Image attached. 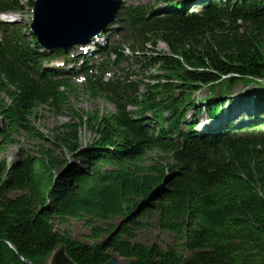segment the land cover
I'll use <instances>...</instances> for the list:
<instances>
[{
	"label": "trees",
	"instance_id": "obj_1",
	"mask_svg": "<svg viewBox=\"0 0 264 264\" xmlns=\"http://www.w3.org/2000/svg\"><path fill=\"white\" fill-rule=\"evenodd\" d=\"M153 2L117 13L142 41L139 51L159 43L168 49L150 58L159 73L143 93L127 78L92 81L89 58L68 67L73 45L43 50L30 32L0 21V264H24L8 243L32 264L58 247L74 264L114 256L131 264H264V120L236 128L230 121L246 110L212 100L233 96L238 83L257 86L246 103L264 99V0ZM20 8L0 0V13ZM99 50L118 53L111 44ZM58 61L60 68L46 65ZM76 73L114 112L74 111L73 123L49 140L32 124L35 111L62 107ZM205 88L206 99L195 100ZM225 102L228 121L198 125L194 116L223 118ZM82 124L94 133L88 143L80 141ZM10 147H17L12 160ZM153 151L173 164L145 166ZM147 215L171 245L137 240ZM72 220L88 229V242L60 228Z\"/></svg>",
	"mask_w": 264,
	"mask_h": 264
},
{
	"label": "rangeland",
	"instance_id": "obj_2",
	"mask_svg": "<svg viewBox=\"0 0 264 264\" xmlns=\"http://www.w3.org/2000/svg\"><path fill=\"white\" fill-rule=\"evenodd\" d=\"M20 5V10L16 13L8 12L5 15L11 16L14 19L15 24L22 29V31L29 32V22L31 19V6L28 2H34L35 0H15ZM125 8L135 7V6H147L152 7L154 5L153 0H121ZM124 9L118 11L121 14ZM118 14V15H119ZM115 17L114 23L109 24L107 28H104L105 36L97 39L96 37L90 38L83 41L79 45H73L72 49L75 53L73 61L69 63L68 67L78 68L79 64L83 61V56L85 58L91 59L87 64L90 67V78L94 81L97 77H101L102 82H108L110 79L119 78L120 80L127 78L131 82H140L139 92H144V84L152 85L153 81L150 76L158 74L157 65H153L150 58L156 54H167V47L159 43L156 45L155 50H151L152 45L145 44L142 51H139L140 46L143 45L140 39L134 37L133 33L126 27L124 19L121 17ZM1 17V15H0ZM111 45L115 46L118 53L110 52L108 55H100V48L109 47ZM146 61L150 64H146ZM85 65V66H87ZM70 84L72 90L67 94V100L63 103L62 107L57 105H42L36 111V117L32 120V124L35 129L44 135L49 140L53 134L61 130V127L67 123H73L74 121V111L80 114L83 113H95L98 111L97 116L107 115L108 113H113L114 108L106 99L102 97L100 93L96 95H91L88 90L87 76L83 74H77L70 78ZM249 91V92H248ZM256 91L255 85L244 86L242 83H238L231 91L235 93L237 98L248 97L249 94ZM129 95L130 92L128 93ZM209 94L207 88L195 93L193 98L195 100L206 99ZM230 98H219L214 95L212 100L214 103L223 101ZM236 105V101H234ZM223 104L221 111L225 113L227 107ZM234 105V107H235ZM69 107V108H67ZM233 107V108H234ZM243 107L246 108V113H243L236 120L230 121L236 128L242 125L249 124L256 120L257 117L261 116V120H264V106L253 105L248 102ZM132 110V108H130ZM261 110V111H259ZM203 111V110H202ZM82 115V114H81ZM192 112H188L190 117ZM85 115H82L83 119ZM228 117V116H226ZM194 118L198 122V125L204 123L205 126H209V120H207L206 114L197 116ZM78 133L80 135V141L82 143H88L93 138L94 133L86 125L82 124L78 126ZM21 144H25V138L22 136L19 138ZM17 152V147H10L7 151L8 160H12ZM70 159V158H69ZM172 165V161L167 155L161 154L157 151H153L148 154L145 158V166L152 165ZM119 219L113 221L114 225L118 224ZM146 224V229L139 232L137 235V240L146 246H151L157 244L161 247L171 245L173 243L172 237L157 228L156 218L154 215H147L144 219ZM59 227V226H58ZM62 229H67L72 236L82 242H88L85 236L88 234V229L85 228L80 221H70L69 226L60 227ZM118 262L125 263L123 259L114 256ZM44 264H72L65 256L63 247L56 248L46 259Z\"/></svg>",
	"mask_w": 264,
	"mask_h": 264
},
{
	"label": "water",
	"instance_id": "obj_3",
	"mask_svg": "<svg viewBox=\"0 0 264 264\" xmlns=\"http://www.w3.org/2000/svg\"><path fill=\"white\" fill-rule=\"evenodd\" d=\"M121 7V0H35L29 22L30 34L36 37V43L42 49L66 51L72 45L98 35L114 21ZM8 246L20 261L32 264L22 259L13 245L8 243ZM104 264L131 263H120L112 257Z\"/></svg>",
	"mask_w": 264,
	"mask_h": 264
},
{
	"label": "bare ground",
	"instance_id": "obj_4",
	"mask_svg": "<svg viewBox=\"0 0 264 264\" xmlns=\"http://www.w3.org/2000/svg\"><path fill=\"white\" fill-rule=\"evenodd\" d=\"M62 50V49H61ZM249 92V91H248ZM233 94H235V93H233Z\"/></svg>",
	"mask_w": 264,
	"mask_h": 264
}]
</instances>
